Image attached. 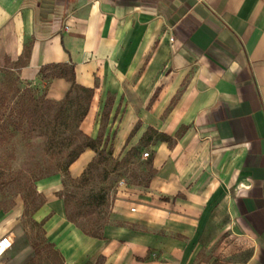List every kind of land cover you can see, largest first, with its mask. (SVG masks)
Returning <instances> with one entry per match:
<instances>
[{
  "label": "crops",
  "instance_id": "1",
  "mask_svg": "<svg viewBox=\"0 0 264 264\" xmlns=\"http://www.w3.org/2000/svg\"><path fill=\"white\" fill-rule=\"evenodd\" d=\"M51 66L92 91L79 129L95 138L110 98L108 144L141 143L151 170L118 191L100 237L66 218L55 178L38 182L30 219L60 264H264V0H0V81L58 101L70 83ZM21 215L0 211V264L33 261Z\"/></svg>",
  "mask_w": 264,
  "mask_h": 264
},
{
  "label": "rangeland",
  "instance_id": "2",
  "mask_svg": "<svg viewBox=\"0 0 264 264\" xmlns=\"http://www.w3.org/2000/svg\"><path fill=\"white\" fill-rule=\"evenodd\" d=\"M76 93L81 97V92ZM33 98L40 102H32ZM43 99L46 98L42 87L18 81L13 72L6 71L0 81V120H13L22 113L30 115L16 130H13L14 124L10 125L13 137L0 143V211L15 204L22 206L20 224L34 252L30 264H60L51 247L44 243L40 225L30 219L32 210L42 199L38 182L55 178L53 193L67 200L68 212L78 225L87 229L93 220L99 225L107 222L110 205L118 191L142 188L149 167L142 157L147 149L141 143L132 149L108 144L114 132L110 129L106 132L111 101L107 98L98 112L97 134L101 142L105 138V150L110 148V154L87 171L85 183L73 180L65 164L70 152L83 142V135L86 136L79 129L81 120L76 122L83 99L68 103L63 122L54 120L57 105H44ZM121 158L124 162H119Z\"/></svg>",
  "mask_w": 264,
  "mask_h": 264
},
{
  "label": "trees",
  "instance_id": "3",
  "mask_svg": "<svg viewBox=\"0 0 264 264\" xmlns=\"http://www.w3.org/2000/svg\"><path fill=\"white\" fill-rule=\"evenodd\" d=\"M28 51H29L28 47L24 48V50H23V58L27 57ZM23 64H24V62L18 63V65H20V66L23 65ZM48 68H52V69L56 68L55 70H51V72L48 74V76L50 78L63 77L70 83V86H69L68 90L66 91L64 97L61 100L50 101L48 99H43L41 101V103H43L44 105H47V106L48 105H57V110L55 111V114H54V120L58 121V122H63L65 117H66L65 112H66L68 103L71 100H73L76 103H78L80 101V99H83L84 104H82L81 111L76 114V117H77V121L76 122H79L83 118V116H84V114L86 112L88 103H89L91 95H92L91 89L90 88H85V87H82V86H77L76 84H74V82H73V71H72L71 67L51 66V67H48ZM45 70H47V69H45V68L43 69L42 68V69H40L39 73L43 74ZM5 75H6V73H5ZM5 75H4V77H5ZM77 91L81 92V94H82L81 97H80V95H78L76 93ZM72 92H75V93L73 94L72 99H70V95H71ZM38 101L40 102V100L38 98H33L32 99V102L38 103ZM29 116H30L29 114L22 113L21 115L18 114L17 116H15L13 120H0V143L2 141H5V140H8V139L12 138L13 137V132L12 131L16 130L17 127L22 123L21 121L23 119L25 120V119L29 118ZM0 117H1V113H0ZM13 124L15 125V126H13V130L9 129L10 125H13ZM14 127H16V128H14ZM156 138L162 139L163 135L162 134H158L156 136ZM86 147L92 149L95 154H94L93 158L87 163L86 167L82 170L80 175L78 177H76V178H73V180H76L78 183H85L86 180H87V178H86L87 171L93 165H95L96 163H99L102 160H104L106 158V155L110 154V150H111L110 148L105 150L106 140L104 139L101 142L99 134H97L96 137L93 138V139L88 137V136H84L83 135V142L79 146H77V148L75 150L70 152L69 158H68V160H67L65 165L68 166L77 157V155ZM130 149H132V148H130ZM124 160H125L124 158H121L119 160V162H124ZM148 161H149L148 158L145 159V163L146 164H148ZM150 174H151V170L149 168L147 179H146V181L144 183V186L146 185ZM42 201H43V199H41L39 201V203L35 207H37ZM63 203H64L65 215H66V218L69 221H71L74 224H76V226H78L83 233H85L87 235H90V236H93V237H100L101 228H102V226L105 223H102V224L99 225L97 220H93V221H91L89 223L88 228L85 229L82 226L78 225L76 223L75 218L72 217V215L68 212V210H67V200L65 198H63ZM76 213H78V212H76Z\"/></svg>",
  "mask_w": 264,
  "mask_h": 264
},
{
  "label": "built area",
  "instance_id": "4",
  "mask_svg": "<svg viewBox=\"0 0 264 264\" xmlns=\"http://www.w3.org/2000/svg\"><path fill=\"white\" fill-rule=\"evenodd\" d=\"M147 155H148L147 152L142 153V157H147ZM10 244H11V240L8 236H1L0 237V257L3 255V253L6 251V249L9 248Z\"/></svg>",
  "mask_w": 264,
  "mask_h": 264
}]
</instances>
